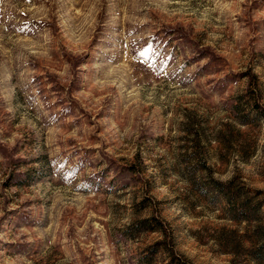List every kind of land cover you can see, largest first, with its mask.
I'll return each mask as SVG.
<instances>
[{"label":"rangeland","instance_id":"374dc122","mask_svg":"<svg viewBox=\"0 0 264 264\" xmlns=\"http://www.w3.org/2000/svg\"><path fill=\"white\" fill-rule=\"evenodd\" d=\"M0 264H264V0H0Z\"/></svg>","mask_w":264,"mask_h":264},{"label":"trees","instance_id":"16d2710c","mask_svg":"<svg viewBox=\"0 0 264 264\" xmlns=\"http://www.w3.org/2000/svg\"><path fill=\"white\" fill-rule=\"evenodd\" d=\"M251 81H252V78H251ZM223 193H224L225 195H228V192H226V191H223Z\"/></svg>","mask_w":264,"mask_h":264}]
</instances>
